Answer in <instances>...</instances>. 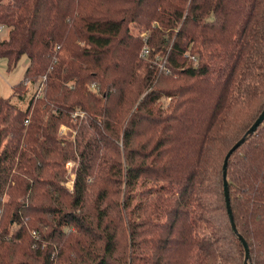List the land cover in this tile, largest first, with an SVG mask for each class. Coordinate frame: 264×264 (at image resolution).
Segmentation results:
<instances>
[{
    "label": "trees",
    "instance_id": "trees-1",
    "mask_svg": "<svg viewBox=\"0 0 264 264\" xmlns=\"http://www.w3.org/2000/svg\"><path fill=\"white\" fill-rule=\"evenodd\" d=\"M1 27L37 88L0 95V264H245L239 234L264 264V123L227 167L238 234L223 183L264 110V0H0Z\"/></svg>",
    "mask_w": 264,
    "mask_h": 264
},
{
    "label": "rangeland",
    "instance_id": "rangeland-1",
    "mask_svg": "<svg viewBox=\"0 0 264 264\" xmlns=\"http://www.w3.org/2000/svg\"><path fill=\"white\" fill-rule=\"evenodd\" d=\"M136 31H139V29H136ZM7 35H8L7 29L4 30L3 28V30L0 31V39L4 40V38L7 37ZM141 35L146 36L145 33ZM28 64H29V56L25 54V56L21 58V60L18 62V64L15 67L9 69L7 66V60L5 58L0 57V95L4 98H11L12 102L17 103L20 107H22V109L26 108L29 96L37 88V86L35 88L31 86L30 83H27V86L25 87L27 88L26 89L27 100L25 103L19 102L17 96L14 95L15 94L14 87L22 80H24ZM37 85H39L38 82ZM161 101L166 102V98H163ZM59 133L70 136L72 133H74V129L62 125L61 131ZM65 163H66L65 168L67 173H66V181H64L63 184L66 187H68L71 191H73L74 179L76 176V172L74 169V167L76 166V161L74 159L73 160L68 159L67 161H65Z\"/></svg>",
    "mask_w": 264,
    "mask_h": 264
},
{
    "label": "water",
    "instance_id": "water-1",
    "mask_svg": "<svg viewBox=\"0 0 264 264\" xmlns=\"http://www.w3.org/2000/svg\"><path fill=\"white\" fill-rule=\"evenodd\" d=\"M263 123H264V110L255 119L252 126L246 131V133L241 137V139H239L237 141V143L229 149V151L227 152V155L225 156L224 163H223V168H224V171H223L224 195L226 198L227 211L230 214L231 227L233 228V230L236 234H238V228H236V223L234 220V213H232V208H231L230 186H229L228 177H227L228 176V168L227 167L229 164V160L232 157V155L234 154V152L236 150H238V148L246 142V140L249 138V136H251L259 128V126ZM239 238L242 241V243H244L245 250H246L245 264H249V260L251 258L250 257L249 244L243 235L239 234Z\"/></svg>",
    "mask_w": 264,
    "mask_h": 264
},
{
    "label": "built area",
    "instance_id": "built-area-1",
    "mask_svg": "<svg viewBox=\"0 0 264 264\" xmlns=\"http://www.w3.org/2000/svg\"><path fill=\"white\" fill-rule=\"evenodd\" d=\"M2 30H3V28L1 27V28H0V31H2ZM143 36H144V35H143ZM149 54H150L149 47H148L147 44H145V46H144V48H143L142 55H143L144 57H146V56H148ZM156 62H157V65H159V69H160L161 71H164V72L167 73V74H171V73H172V69L169 68L168 65H166V60L163 59L161 56H157V57H156ZM171 99H172V97H167V98H166V101L169 102V101H171Z\"/></svg>",
    "mask_w": 264,
    "mask_h": 264
}]
</instances>
